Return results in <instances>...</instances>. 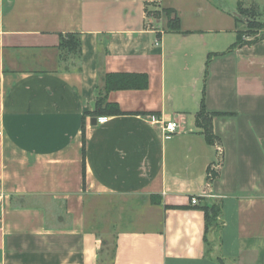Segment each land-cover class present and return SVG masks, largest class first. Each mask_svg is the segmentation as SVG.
<instances>
[{
	"label": "crops",
	"instance_id": "0c3cea01",
	"mask_svg": "<svg viewBox=\"0 0 264 264\" xmlns=\"http://www.w3.org/2000/svg\"><path fill=\"white\" fill-rule=\"evenodd\" d=\"M164 2L0 0V264H264V36L231 50L235 24L168 31L148 14L176 10ZM66 34L81 35L80 71ZM100 73L149 78L108 95L123 114L104 125ZM204 93L223 148L210 184ZM206 194L222 205L208 231Z\"/></svg>",
	"mask_w": 264,
	"mask_h": 264
},
{
	"label": "trees",
	"instance_id": "16d2710c",
	"mask_svg": "<svg viewBox=\"0 0 264 264\" xmlns=\"http://www.w3.org/2000/svg\"><path fill=\"white\" fill-rule=\"evenodd\" d=\"M242 12V7L238 9V12ZM167 13L174 17L169 19L167 30L168 31H179L180 20L175 15V11L167 9ZM261 38L254 39L253 41L243 40V34L238 32L237 42L231 47V50H235L244 45H251ZM59 49L61 50V58L65 61L68 59H77V65L73 67L77 70H81V58H82V47H81V35L80 34H66L61 35ZM210 60V59H209ZM208 60V62H209ZM207 62V65H208ZM207 75V72H206ZM101 85H99L97 93V101L95 110L91 113V116L95 119L101 116H118L122 115V111L116 103L108 100V95L113 91L122 90H146L149 87V78L145 74H103L99 75ZM218 114H210L206 110L205 105V93L201 101V109L197 114V125L202 128L206 141L209 144H213L216 141V137L212 130V120ZM199 209L204 211L206 220V231L213 226H216L219 221L218 218L221 216L222 205L219 201H207L203 205L198 206ZM222 263L223 261L220 260Z\"/></svg>",
	"mask_w": 264,
	"mask_h": 264
},
{
	"label": "rangeland",
	"instance_id": "374dc122",
	"mask_svg": "<svg viewBox=\"0 0 264 264\" xmlns=\"http://www.w3.org/2000/svg\"><path fill=\"white\" fill-rule=\"evenodd\" d=\"M246 1L249 2V4H254L252 5L253 7L246 9L242 8V12L239 11L236 18H232L227 13V0L217 1L218 4H224L222 5V10H218L213 6L210 7L203 3L202 0H165L164 4L166 5L167 2H173L174 8L176 9L174 10L175 15L180 20V27L189 29L201 24H205L207 27L217 24L223 26L235 24L239 32L243 34V40L250 39L253 41L254 39H259L264 36V0H245V2ZM148 14L152 18L161 19L160 23L164 27H167L169 19L174 17L167 13V8L158 5L149 6ZM227 37V41L225 40V42L230 40V37ZM73 59L74 60L68 59L66 61V67H71L74 64L77 65V59Z\"/></svg>",
	"mask_w": 264,
	"mask_h": 264
},
{
	"label": "built area",
	"instance_id": "2783aa9c",
	"mask_svg": "<svg viewBox=\"0 0 264 264\" xmlns=\"http://www.w3.org/2000/svg\"><path fill=\"white\" fill-rule=\"evenodd\" d=\"M109 121V117H99L97 118V123L104 125ZM163 135L166 140L173 138L179 131V125L176 122H168L163 125ZM214 146L217 151V161L213 163L208 169V180L209 184L218 176V173L222 166L223 148L218 142H214ZM215 196L213 194L204 195V199L214 201ZM200 203V198L193 197L191 199V204L196 206Z\"/></svg>",
	"mask_w": 264,
	"mask_h": 264
},
{
	"label": "water",
	"instance_id": "95a60500",
	"mask_svg": "<svg viewBox=\"0 0 264 264\" xmlns=\"http://www.w3.org/2000/svg\"><path fill=\"white\" fill-rule=\"evenodd\" d=\"M96 122V120H94V123Z\"/></svg>",
	"mask_w": 264,
	"mask_h": 264
}]
</instances>
